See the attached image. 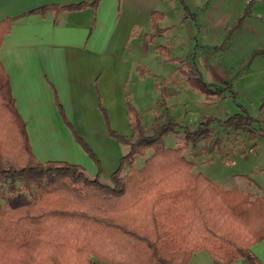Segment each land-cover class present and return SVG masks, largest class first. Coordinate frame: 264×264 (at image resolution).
I'll return each mask as SVG.
<instances>
[{
    "label": "crops",
    "instance_id": "crops-1",
    "mask_svg": "<svg viewBox=\"0 0 264 264\" xmlns=\"http://www.w3.org/2000/svg\"><path fill=\"white\" fill-rule=\"evenodd\" d=\"M96 1L0 0V22L14 19L0 47V63L8 76L15 108L25 123L36 161L67 162L83 167L91 177L100 173L101 180L110 179L130 149L112 136L110 130L122 136H133L130 104L140 115L145 129V114L153 115V122L158 120L156 113L162 105L158 97L163 94V88L171 86L172 101L178 98L175 92L180 88L183 91L186 83L207 96L188 81L185 71L191 68H195L212 89L223 91L220 97L207 96L205 102L213 104L231 99L238 109H243V113L234 115L258 122L249 113L246 102L251 100L242 99L240 91L241 81L249 75L247 71L251 70L255 54L264 47V0H255L251 14L233 32L224 50L218 48L250 0H202L195 10L185 0L187 8L176 0L184 12L177 22H169L168 11L174 0H101L96 7L92 6ZM82 3L88 6L65 9ZM47 5L61 9L33 13ZM188 20L197 27L194 52L189 53V50L186 55H176L166 44L154 49L157 59L178 63L171 75L162 79L134 59L135 54H148L150 45L157 39L161 41L166 37L171 43L172 33L183 32ZM200 35L203 44L198 40ZM243 53L252 56L246 59L248 70L239 73L242 65L236 62ZM147 82L153 84L152 91L158 96L156 106L143 110L135 97L147 90ZM260 105L264 111V98ZM153 122L148 127L152 128ZM251 125L239 130L223 126L225 129H221L219 139V143H223L221 154L217 155V160L214 156L208 157L209 165L217 169V174L196 172L195 162L192 173L203 174L223 190L251 192L254 198L264 196L261 181L264 168H251L250 162L257 156L249 159L245 150L240 151V145L248 138L252 141V137L262 134ZM243 132L246 135L238 136ZM149 153L151 155L152 151L146 157H136L134 167L141 169L144 164L138 168L140 161H137L145 159V163ZM11 158L5 156L4 162H12ZM126 168L128 171L129 166ZM238 178L241 180L236 184ZM252 251L264 264V240L252 246ZM188 264H214V260L206 250H200L192 255ZM232 264H246V261L239 259Z\"/></svg>",
    "mask_w": 264,
    "mask_h": 264
},
{
    "label": "trees",
    "instance_id": "trees-1",
    "mask_svg": "<svg viewBox=\"0 0 264 264\" xmlns=\"http://www.w3.org/2000/svg\"><path fill=\"white\" fill-rule=\"evenodd\" d=\"M100 1L91 5L96 7ZM254 2H248L228 29L219 50L226 48L233 32L251 14ZM59 9L47 5L33 13ZM13 20L0 22V47ZM185 75L207 96H222L223 91L212 89L195 68ZM129 108L133 136L110 130L130 148L110 183L103 182L100 173L91 177L78 165L38 162L0 63V182L9 180L12 194L0 207V264H188L200 250H206L214 264L239 259L263 264L252 246L264 239V196L223 190L203 174L194 175L195 163L164 143V134L174 131L176 121L163 126L156 120L148 134L133 105ZM214 121L236 130L254 122L240 114ZM200 130L190 135L200 136ZM203 135L210 138L208 130ZM150 150L144 166L135 168L136 157H146ZM5 156L12 157L14 166H4ZM18 180L32 198L17 193Z\"/></svg>",
    "mask_w": 264,
    "mask_h": 264
},
{
    "label": "rangeland",
    "instance_id": "rangeland-1",
    "mask_svg": "<svg viewBox=\"0 0 264 264\" xmlns=\"http://www.w3.org/2000/svg\"><path fill=\"white\" fill-rule=\"evenodd\" d=\"M201 1L202 0H185V2L192 10H195L196 7L200 5ZM169 8V22H177L178 18L184 15L182 6L176 0L173 1L171 7ZM196 34L197 27L195 23L191 20H188L184 25L183 32L175 30L172 33L173 36L171 43L166 37H164V39H162L161 41L157 39L150 45V51L148 54H135L134 59H136L137 62H141L143 65H146V67H148L158 76H161V78L163 79L164 77L171 75L172 71H174V68L178 66V63L164 62L161 59H157V55L154 50L155 47L161 44H166L171 48L172 53L181 56L183 54L186 55L188 54L187 52L189 50V53L194 52L193 47L196 44L194 37ZM198 40L203 44L204 41L202 39V35L198 37ZM212 44L215 45L213 40ZM253 48L254 46L252 47V49ZM258 48L259 47L255 49ZM258 53L259 54H255L256 56H254L253 58L255 60L252 61L251 70H248V67H246L245 65L246 59H250V57L252 56L251 53L248 55V57L247 53H243L241 57L237 58L236 62L237 64L242 65L241 71H239L238 69L239 73L248 70L247 74H249L248 76H244V80L241 81L242 89L240 91V96L242 99L247 98L248 100H251V102H246L247 105H249V113L251 116L255 117L258 120V122L255 121L252 123L251 128H255L256 132H262L263 134L262 135L260 133L261 136L259 135L256 138L252 137V141H250V138H248L245 143L243 142L240 145V151L245 150V152L250 156L249 159L257 156V158H254V161L250 162V165H252L251 168L253 169L256 167L264 168V111H261V109L263 108L260 105V101L262 100V98H264V47L261 51H258ZM162 83L164 84L165 82L163 81ZM151 85L153 84L147 82V90L137 93L135 97L138 105L143 110H145V108L149 106H156L157 103L156 98L158 94L155 91H152ZM186 87L183 91L180 88L178 92H175V94L178 93V98L176 100L172 101L171 90L173 89L171 88V86L169 88H163V94L161 93V96L158 97L160 98L159 100L163 101V105L158 107V112L156 113V115H158L156 118H158L159 125L165 126L172 121H176V123L178 124L174 128L173 132L164 134V143L167 148L172 149L175 152L180 150L188 160L195 162L197 164L196 172H208L217 174V169L209 165L210 159H208V157L214 156L217 160V155L221 154L220 150L222 149L223 143L218 142L221 137L222 130L225 128L217 123V121H214V119H227L228 117L236 113H243V109H238L239 107L234 105L231 99L226 100L225 102L217 101L213 104H208L207 102H205V98L207 96L205 97L200 92L194 90L188 83H186ZM174 88L175 90L177 89L176 87ZM251 103H253L252 106ZM151 116L153 115H150L149 113L145 114L144 123L145 129L148 134H150L152 131V128L148 127L152 125L153 122ZM199 130L202 133L200 136L197 135L198 133H196L195 136H193L192 134L190 135V133L197 132ZM207 130L210 135L212 134V136L209 135L210 138L203 135L204 131L207 132ZM245 133L246 132L238 134V136L242 137L243 135H246ZM253 143H255L256 145H254ZM144 160L137 161V163H139L140 161V164L137 166L138 168H141L143 166ZM11 165L14 166L11 161L4 162L5 167H9ZM262 175L263 179H261V181L264 185V172L262 173ZM240 180V178L236 179V184H238ZM102 181L105 183H109L111 180L102 178ZM2 182H0V207L4 206L5 199L7 197L12 196V194L8 190L10 181L6 180ZM16 183L18 194H25L26 196L32 198L29 194L30 192L26 189H23L21 180H18ZM237 186L239 187V185ZM246 264L248 263L246 262Z\"/></svg>",
    "mask_w": 264,
    "mask_h": 264
}]
</instances>
